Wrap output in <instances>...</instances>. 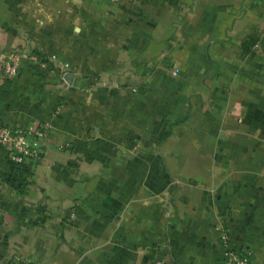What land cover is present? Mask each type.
<instances>
[{
    "label": "crops",
    "instance_id": "crops-1",
    "mask_svg": "<svg viewBox=\"0 0 264 264\" xmlns=\"http://www.w3.org/2000/svg\"><path fill=\"white\" fill-rule=\"evenodd\" d=\"M12 47L0 264H264V0H0Z\"/></svg>",
    "mask_w": 264,
    "mask_h": 264
},
{
    "label": "built area",
    "instance_id": "built-area-1",
    "mask_svg": "<svg viewBox=\"0 0 264 264\" xmlns=\"http://www.w3.org/2000/svg\"><path fill=\"white\" fill-rule=\"evenodd\" d=\"M46 64V59L35 49L12 47L0 50V83L14 78L23 61ZM175 69L172 70L174 72ZM43 124L22 128L7 124L0 120V148L6 158L14 165L22 164L26 158L36 156L39 138L43 135ZM247 253L239 248L225 246L220 264H248Z\"/></svg>",
    "mask_w": 264,
    "mask_h": 264
},
{
    "label": "trees",
    "instance_id": "trees-1",
    "mask_svg": "<svg viewBox=\"0 0 264 264\" xmlns=\"http://www.w3.org/2000/svg\"><path fill=\"white\" fill-rule=\"evenodd\" d=\"M14 165V164H13ZM19 165V164H18ZM21 165V164H20Z\"/></svg>",
    "mask_w": 264,
    "mask_h": 264
}]
</instances>
